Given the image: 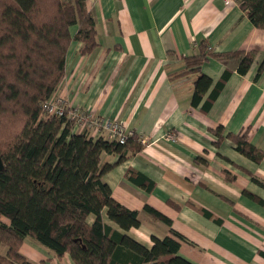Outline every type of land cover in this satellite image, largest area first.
Here are the masks:
<instances>
[{
    "label": "crops",
    "instance_id": "obj_1",
    "mask_svg": "<svg viewBox=\"0 0 264 264\" xmlns=\"http://www.w3.org/2000/svg\"><path fill=\"white\" fill-rule=\"evenodd\" d=\"M86 5L99 45L83 53L81 41L71 42L55 94L104 120L122 121L142 141L140 151L104 176L113 196L139 211L140 226L127 234L148 247L152 236L172 235L169 224L146 210L149 205L184 235L179 255L192 263L264 264V187L255 179L264 182V159L248 158L231 137L245 136L264 151V67L258 75L264 28L253 24L238 0H87ZM204 43L213 52H254V60L241 73L239 56H209L200 72L181 74L185 58ZM226 70L230 76L210 108L194 106L200 73L213 80L205 100ZM85 130L94 137L109 133ZM170 132L177 140L165 138ZM117 159L105 153L102 162ZM130 169L152 179L154 188L128 178ZM21 252L38 264H76L70 254L58 257L30 237Z\"/></svg>",
    "mask_w": 264,
    "mask_h": 264
},
{
    "label": "trees",
    "instance_id": "obj_2",
    "mask_svg": "<svg viewBox=\"0 0 264 264\" xmlns=\"http://www.w3.org/2000/svg\"><path fill=\"white\" fill-rule=\"evenodd\" d=\"M86 1L0 0V128L4 118L7 124L17 125L9 132V141L0 137V245L7 247L6 254H0V264H33L20 253L26 237L58 257L70 254L76 264H194L179 255L184 235L173 228L168 216L149 205L146 210L169 224L172 235L152 236L153 245L148 247L127 234L140 226L139 211L119 202L104 176L143 148L139 136L134 134L125 142L110 134L94 137L86 130H74L66 116L43 111V103L58 90L66 73L71 42L81 41L83 53L99 45ZM238 1L253 24L264 28V0ZM209 56H239L241 73L254 60V52H213L204 43L198 54L185 58L181 74L200 72ZM263 67L264 62L258 75ZM229 76L226 70L204 100L213 80L201 72L194 85L193 105L202 103L207 111ZM222 130L219 126L215 133L220 137ZM231 137L239 152L255 162L264 159V151L245 136ZM105 153L117 154L118 159L102 162ZM128 178L148 190L155 186L134 169ZM255 179L264 187L263 181Z\"/></svg>",
    "mask_w": 264,
    "mask_h": 264
},
{
    "label": "built area",
    "instance_id": "obj_3",
    "mask_svg": "<svg viewBox=\"0 0 264 264\" xmlns=\"http://www.w3.org/2000/svg\"><path fill=\"white\" fill-rule=\"evenodd\" d=\"M43 108H45L49 115L66 116L69 120L77 119L75 124L80 125L81 123L84 125V127L87 126L86 128H106L109 131L108 134H110L111 137H116L121 142H125L128 137L135 134L133 131L127 130L125 124L122 121L104 120L100 116H97L88 110L68 105L67 101L59 96L50 99V101H45L43 103ZM165 138L175 141L177 140V135L173 132H170Z\"/></svg>",
    "mask_w": 264,
    "mask_h": 264
},
{
    "label": "rangeland",
    "instance_id": "obj_4",
    "mask_svg": "<svg viewBox=\"0 0 264 264\" xmlns=\"http://www.w3.org/2000/svg\"><path fill=\"white\" fill-rule=\"evenodd\" d=\"M54 94H55V92H54ZM53 94V96L50 98V99H52V98H54V97H58V96H56V94L54 95ZM63 98V97H62ZM50 99H48V100H46V101H50ZM43 111L44 112H46L47 114H48V112L45 110V108H43ZM9 117V116H8ZM16 117L13 115L12 117H11V119H15ZM6 119H8V118H6ZM3 120V124H2V127L0 128V137H3V142H7V141H9L10 139H11V137H12V134L11 133H9L11 130H13V128H16V126L17 125H15L16 123H14V124H11V121H10V123H8L7 124V122H6V120H5V118L4 119H2ZM71 121H73V129L75 130V129H79L80 130V132L81 131H84L85 129H86V127H84V125L83 124H81L80 123V125L79 124H75V121H77V119H74V120H71ZM13 123V122H12ZM12 126V128H10ZM9 133V134H8ZM1 140H2V138H1ZM30 239H32V241H37V240H35L34 238H32V237H30ZM25 241V240H24ZM38 242V241H37ZM38 243H40V242H38ZM41 244V243H40ZM45 246V245H44ZM21 248H22V246H21ZM6 252H7V247L4 245V244H1L0 245V254H2V255H5L6 254ZM20 253L22 254V252H21V249H20ZM30 261V260H29ZM30 262H32V261H30ZM33 264H38V263H35V262H32Z\"/></svg>",
    "mask_w": 264,
    "mask_h": 264
},
{
    "label": "water",
    "instance_id": "obj_5",
    "mask_svg": "<svg viewBox=\"0 0 264 264\" xmlns=\"http://www.w3.org/2000/svg\"><path fill=\"white\" fill-rule=\"evenodd\" d=\"M0 169H2V157H1V154H0Z\"/></svg>",
    "mask_w": 264,
    "mask_h": 264
}]
</instances>
